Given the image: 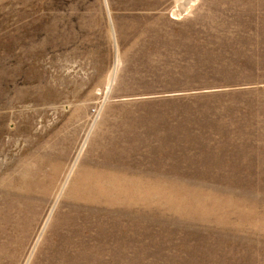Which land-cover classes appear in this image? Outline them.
<instances>
[{"label": "rangeland", "instance_id": "rangeland-1", "mask_svg": "<svg viewBox=\"0 0 264 264\" xmlns=\"http://www.w3.org/2000/svg\"><path fill=\"white\" fill-rule=\"evenodd\" d=\"M0 264H264V0H0Z\"/></svg>", "mask_w": 264, "mask_h": 264}, {"label": "bare ground", "instance_id": "bare-ground-1", "mask_svg": "<svg viewBox=\"0 0 264 264\" xmlns=\"http://www.w3.org/2000/svg\"><path fill=\"white\" fill-rule=\"evenodd\" d=\"M184 4V3H183ZM51 230H53V227H51Z\"/></svg>", "mask_w": 264, "mask_h": 264}]
</instances>
